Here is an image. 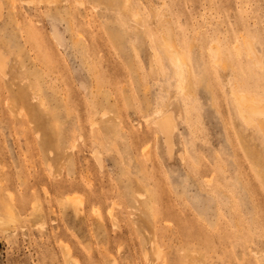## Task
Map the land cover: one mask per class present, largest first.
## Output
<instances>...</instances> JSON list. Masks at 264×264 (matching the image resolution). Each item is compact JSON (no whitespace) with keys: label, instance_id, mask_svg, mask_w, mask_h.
<instances>
[{"label":"rangeland","instance_id":"1","mask_svg":"<svg viewBox=\"0 0 264 264\" xmlns=\"http://www.w3.org/2000/svg\"><path fill=\"white\" fill-rule=\"evenodd\" d=\"M257 109L264 0H0V264H264Z\"/></svg>","mask_w":264,"mask_h":264},{"label":"bare ground","instance_id":"2","mask_svg":"<svg viewBox=\"0 0 264 264\" xmlns=\"http://www.w3.org/2000/svg\"><path fill=\"white\" fill-rule=\"evenodd\" d=\"M173 63L176 65V67L177 68H180L181 69V62L177 59V58H173ZM245 99V97L244 98H242L241 100H240V102H242L243 100ZM245 100H247L248 101V99H245ZM251 101V100H250ZM252 102V101H251ZM243 104L242 105H246V106H248L249 104H247L246 102L244 103V102H242ZM253 103V102H252ZM255 104V103H254ZM256 105H258V104H256ZM261 105V104H260ZM262 106V105H261ZM256 107V106H255ZM258 108V107H257ZM262 109H263V107H262ZM253 113V112H252ZM252 113H250V112H246V116L244 117V119H247V120H245V121H250V119H251V115H252ZM256 115L257 116H264V111H262V110H259V109H257V112H256ZM168 120H166V119H163V123H162V127L164 128V131L165 132H167V130H166V127L167 126H169V124H167V126H166V122H167ZM252 122V121H251ZM169 123V122H168ZM250 123V122H249ZM165 126V127H164ZM170 127V126H169ZM171 128V127H170ZM170 128H169V130H170ZM168 134H169V132H167Z\"/></svg>","mask_w":264,"mask_h":264}]
</instances>
